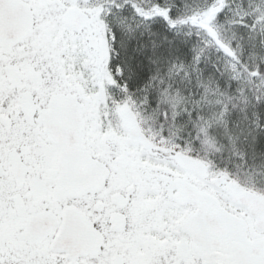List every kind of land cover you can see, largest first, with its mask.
<instances>
[{
    "label": "snow or ice",
    "instance_id": "1",
    "mask_svg": "<svg viewBox=\"0 0 264 264\" xmlns=\"http://www.w3.org/2000/svg\"><path fill=\"white\" fill-rule=\"evenodd\" d=\"M0 264H264V0H0Z\"/></svg>",
    "mask_w": 264,
    "mask_h": 264
}]
</instances>
